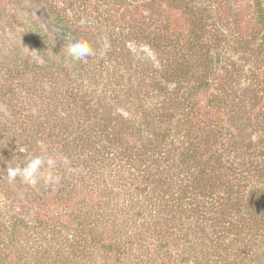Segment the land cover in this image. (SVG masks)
Wrapping results in <instances>:
<instances>
[{"label": "trees", "instance_id": "obj_1", "mask_svg": "<svg viewBox=\"0 0 264 264\" xmlns=\"http://www.w3.org/2000/svg\"><path fill=\"white\" fill-rule=\"evenodd\" d=\"M171 1L174 23L155 0H0V264H264V79L243 87L230 56L238 0ZM252 2L260 31L237 45L258 66ZM81 39L96 54L66 60ZM40 140L56 166L9 184Z\"/></svg>", "mask_w": 264, "mask_h": 264}, {"label": "rangeland", "instance_id": "obj_2", "mask_svg": "<svg viewBox=\"0 0 264 264\" xmlns=\"http://www.w3.org/2000/svg\"><path fill=\"white\" fill-rule=\"evenodd\" d=\"M156 6L155 10L152 13L153 20L156 22H165L166 20H170L171 22H175L176 20H180V12L178 10H175L173 2L171 0H155ZM229 3V2H228ZM224 2V14L223 17L225 18L226 22H230L233 25V38H231V44L229 47L230 56L234 57V61L238 62L239 64L243 65L246 70L247 75L242 78V86L243 87H250L251 85H256L258 78L264 79V62H261L260 60H256L258 66L255 65H246L244 62H240L239 60V51L240 48L237 44L243 41H247L250 39L251 36L254 34H257L260 30L259 27H253L250 24V18L254 14V6L252 0H238L237 3H229ZM233 8V10H231ZM144 14H147V12H144ZM236 16V21L235 20ZM233 41V43H232ZM133 53L139 58H154L153 52L150 50L147 46H138L134 44H130ZM232 47H235V50H232ZM260 69V70H259ZM104 72V71H103ZM104 72L103 74H105ZM244 73V72H243ZM90 86H95L93 83H88ZM261 85V83H260ZM264 81L261 85V89L259 91L258 86L254 90H258L260 93V96L264 97ZM36 110H29L28 112H35ZM13 112L10 111L7 106L0 100V141L7 142V133L3 132L4 127H1L2 124H7L6 121L13 122L14 117L12 116ZM5 197L0 192V203L5 202Z\"/></svg>", "mask_w": 264, "mask_h": 264}, {"label": "clouds", "instance_id": "obj_3", "mask_svg": "<svg viewBox=\"0 0 264 264\" xmlns=\"http://www.w3.org/2000/svg\"><path fill=\"white\" fill-rule=\"evenodd\" d=\"M110 47V42L107 40V38H105L102 44V51L106 53L108 50H110ZM62 53L64 54L66 60H70L71 62L75 63L82 62L88 57L95 55L96 51L88 41L81 39L72 42H66ZM37 144L42 153L41 155L33 156L22 165L7 167L6 176L2 178L6 179L9 184L19 180L24 184L35 187L41 183V170L45 166L48 168H54L56 166L57 159L59 158H53L44 155V153H47L48 149L43 140L37 141ZM18 151L24 154L26 149L23 146H20L18 147ZM63 162L66 163V159ZM49 179L55 178L50 177Z\"/></svg>", "mask_w": 264, "mask_h": 264}]
</instances>
